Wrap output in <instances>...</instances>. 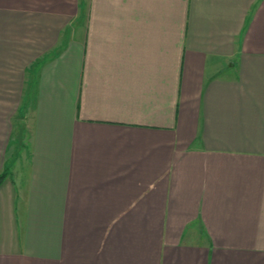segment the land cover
Returning <instances> with one entry per match:
<instances>
[{
    "label": "crops",
    "instance_id": "crops-1",
    "mask_svg": "<svg viewBox=\"0 0 264 264\" xmlns=\"http://www.w3.org/2000/svg\"><path fill=\"white\" fill-rule=\"evenodd\" d=\"M0 264H264V0H0Z\"/></svg>",
    "mask_w": 264,
    "mask_h": 264
},
{
    "label": "trees",
    "instance_id": "trees-1",
    "mask_svg": "<svg viewBox=\"0 0 264 264\" xmlns=\"http://www.w3.org/2000/svg\"><path fill=\"white\" fill-rule=\"evenodd\" d=\"M4 176H5V173L4 172L0 173V182L4 178Z\"/></svg>",
    "mask_w": 264,
    "mask_h": 264
}]
</instances>
